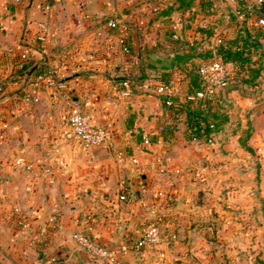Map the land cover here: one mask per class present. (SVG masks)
Listing matches in <instances>:
<instances>
[{
	"label": "crops",
	"instance_id": "1",
	"mask_svg": "<svg viewBox=\"0 0 264 264\" xmlns=\"http://www.w3.org/2000/svg\"><path fill=\"white\" fill-rule=\"evenodd\" d=\"M257 1L251 13L232 0H0V264H79L75 253L82 264H264V159L257 187L239 142L249 128L247 145L264 152ZM112 19L127 27L125 47ZM237 47L246 52L231 81L244 79L247 94L191 99L199 64ZM22 52L47 76L29 105L14 93L26 80L9 78ZM159 84L171 86V105ZM71 101L108 130L107 143L66 138ZM194 115L215 123L212 142L187 138ZM151 224L160 240L136 249ZM75 231L108 257L86 255Z\"/></svg>",
	"mask_w": 264,
	"mask_h": 264
},
{
	"label": "built area",
	"instance_id": "2",
	"mask_svg": "<svg viewBox=\"0 0 264 264\" xmlns=\"http://www.w3.org/2000/svg\"><path fill=\"white\" fill-rule=\"evenodd\" d=\"M18 1V0H16ZM236 2L240 7L246 9L249 12H254L257 6L255 4L249 3L248 0H232ZM264 0H258V6H261ZM107 27L113 30H118L119 36L117 42L120 46L125 47L127 38V27L124 24L112 19L107 21ZM173 38H177V34L173 35ZM44 38L40 39L42 45H44ZM236 51L242 52L240 47L236 48ZM28 59L25 52H22L17 57V62ZM3 60V52L0 50V63ZM234 65L232 61H224L223 59L216 60H205L199 64L198 76L200 77V86L192 94L191 99H201L204 97L206 92L213 93L218 90H223L227 84L231 81V67ZM47 79L44 73L37 74L31 79L29 83V89L23 91L21 94H16L17 100L20 104L29 105L33 102L35 98V91ZM156 92L162 96H165L166 105H171V100L169 96L172 95V88L167 84H159L156 87ZM4 93L0 89V98H2ZM66 138L72 139L84 147L89 146H100L109 141L108 130L101 125L94 124L90 116L84 112L81 107L74 102H70L66 117ZM213 133L210 137L214 138ZM143 142L148 144V139L144 138ZM15 164L20 165L24 170H32L31 164L26 161L23 157H17L15 159ZM14 224L21 228H28L29 221L22 218L21 216H16L14 219ZM72 239L74 240L77 247L82 250L86 255L93 258H107L109 251L104 246L93 241L90 236L84 231H75L72 234ZM160 240V227L158 224H151L147 226L140 237L134 242V247L136 249H142L145 246L153 242H158Z\"/></svg>",
	"mask_w": 264,
	"mask_h": 264
},
{
	"label": "trees",
	"instance_id": "3",
	"mask_svg": "<svg viewBox=\"0 0 264 264\" xmlns=\"http://www.w3.org/2000/svg\"><path fill=\"white\" fill-rule=\"evenodd\" d=\"M127 44V41H126ZM245 50L243 52H227L226 54H222V59L224 61H232L236 62V60L242 61V56L245 54ZM44 73V71L38 67L33 66V61L31 59H26L22 61L21 63H16V70L9 76L11 80L14 82H18L21 79L26 80L25 85H29L32 78H34L37 74ZM246 83L244 79L231 81L227 84V86L223 89L225 91L237 89L241 95H246L247 91L243 88V85ZM6 83L0 82V89L2 90V93H4L6 88ZM16 94H21L22 91L18 90L14 92ZM5 94V93H4ZM215 126V127H214ZM217 130L216 125L214 122L200 116V115H194L191 131L188 132L187 138L189 140H202L203 142H212L213 138L210 136L215 133ZM245 135V137L243 136ZM251 132L249 128L243 130V134L239 138L240 144L249 152L253 151V149L247 145V140L250 137Z\"/></svg>",
	"mask_w": 264,
	"mask_h": 264
},
{
	"label": "rangeland",
	"instance_id": "4",
	"mask_svg": "<svg viewBox=\"0 0 264 264\" xmlns=\"http://www.w3.org/2000/svg\"><path fill=\"white\" fill-rule=\"evenodd\" d=\"M243 136L245 137V135H243ZM243 149L248 153L250 159L255 160L256 183H257V187H259L258 181H259V175L261 174V167H260L259 158L262 157V159H264V152H260V151L255 152L254 150L249 152L244 147H243ZM247 157L248 156H244V158H247ZM245 168H246L245 166H242L240 169L242 172H244ZM262 174H264V167H263Z\"/></svg>",
	"mask_w": 264,
	"mask_h": 264
},
{
	"label": "water",
	"instance_id": "5",
	"mask_svg": "<svg viewBox=\"0 0 264 264\" xmlns=\"http://www.w3.org/2000/svg\"><path fill=\"white\" fill-rule=\"evenodd\" d=\"M75 257H76L77 262L79 264H82L81 259H80L79 255H78V253H75Z\"/></svg>",
	"mask_w": 264,
	"mask_h": 264
}]
</instances>
